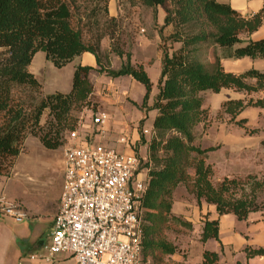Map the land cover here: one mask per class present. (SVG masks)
<instances>
[{"label": "trees", "instance_id": "16d2710c", "mask_svg": "<svg viewBox=\"0 0 264 264\" xmlns=\"http://www.w3.org/2000/svg\"><path fill=\"white\" fill-rule=\"evenodd\" d=\"M149 8H163V27L171 33L161 36V68L157 80V94L147 106L152 83L141 65L133 66L129 54L116 70H104L94 48L82 38V19L75 8V0H0V176H7L22 150L28 135L38 137L47 149L62 145L61 133L76 130L71 111L82 105L92 94L89 66L74 68L68 93L41 94V84L29 70L36 53H43L53 67L61 69L83 53L94 55L98 71L111 78L129 76L144 87L141 108L156 111L148 142V167L145 191L139 200L141 218V259L170 257L176 248L162 238L165 225L177 222L172 216L173 192L180 184L189 185V159L194 153L193 184L190 186L196 203L203 201L214 207L217 217L233 215L243 221L250 213L264 210L256 203V196L232 198L228 196L233 181L224 180L218 187L210 182L211 169L203 156L214 150L194 146V130L206 120L201 93H219L222 89L255 91L264 86V73L249 69L241 74L224 71L223 59H264V40L243 41L240 32L251 34L263 22L264 9L244 18L228 5L215 0H141ZM95 9L92 13H95ZM78 17V18H77ZM115 19H110V22ZM109 22V21H108ZM106 34H101L100 38ZM166 42H169L168 45ZM174 44H179L175 49ZM210 45L211 59L202 51ZM117 56L123 53L116 51ZM201 53V54H200ZM254 87L249 86L254 81ZM28 93V95H25ZM84 107H87L86 105ZM246 107L264 108V99L227 100L221 109L236 116ZM48 112L50 120L40 126L41 117ZM243 120L237 122L241 126ZM142 139V138H141ZM264 146V142H262ZM188 187V186H187ZM255 187H258L255 185ZM190 226V225H189ZM218 219H205L201 242L219 241ZM247 257L263 256L264 248L245 249ZM215 252L203 251L200 264H217Z\"/></svg>", "mask_w": 264, "mask_h": 264}, {"label": "rangeland", "instance_id": "374dc122", "mask_svg": "<svg viewBox=\"0 0 264 264\" xmlns=\"http://www.w3.org/2000/svg\"><path fill=\"white\" fill-rule=\"evenodd\" d=\"M74 4L82 19L83 41L94 48L101 68L116 70L125 62L126 54H129L130 63L133 66L141 65L146 71L152 83L147 103L150 106L157 94L161 68V36L166 38L172 32L170 27H163L164 9L146 7L141 0H75ZM94 9L96 11L93 14ZM112 18L115 21L110 22ZM104 33L106 35L100 38ZM244 35L242 31L238 38H243ZM168 43L166 42L167 45ZM173 46L177 49L180 45ZM213 50L218 51L217 47L214 49V45H210L201 52L202 57L211 59ZM116 51L122 52L123 56H117ZM29 70L40 82L42 96L70 91L71 64L57 69L39 52L33 57ZM98 70L97 67L88 75L92 94L84 104L75 106L71 111L78 133L74 142L70 140L66 130L61 133L62 145L53 150L45 148L38 137L28 135L25 138L21 153L14 161L16 165L13 166L18 181L15 192L21 193L25 199L41 203L53 197L58 178L56 169L61 170L64 149L81 140H86L89 144L99 140L98 135L93 138L92 131L87 129L88 125L92 129L90 116L97 111L109 114L105 127L109 128L108 136L113 146H119L116 143L119 138L125 139L127 146L122 148L120 145V150L126 149L137 155L138 178L145 179L151 122L156 111L144 112L141 108L145 92L143 85L137 83L136 86L129 76L115 79L107 76L105 71ZM254 85L249 83L251 87ZM239 97L244 103L255 101V91L222 89L219 93L202 92L206 120L195 128L196 139L192 144L201 150L214 147L213 151L203 156V162L211 169L210 182L214 187H218L224 180L233 181L232 184L227 183L228 196L248 197L254 191L256 203L264 208V117L260 113L255 123V107H246L236 116H231L220 108L223 102ZM49 120L50 116L46 111L41 117L40 126L44 129ZM240 120H243L241 126L237 125ZM196 158L199 157L192 153L189 159V185L180 184L173 192L174 200L182 203L184 209L177 215L171 212L178 221L165 225L160 235L176 248L175 254L159 258L156 262L151 258H142L139 264H200L203 251L209 247L208 242L213 241L203 243L200 239L207 215L203 212L196 216L201 207H198L190 187L193 184ZM11 171L7 176H11ZM201 203L207 205L203 201Z\"/></svg>", "mask_w": 264, "mask_h": 264}, {"label": "built area", "instance_id": "2783aa9c", "mask_svg": "<svg viewBox=\"0 0 264 264\" xmlns=\"http://www.w3.org/2000/svg\"><path fill=\"white\" fill-rule=\"evenodd\" d=\"M108 119L105 111L90 116L92 136L105 138ZM68 136L75 141L78 133L73 130ZM116 143L127 146L124 138ZM62 165L58 211L42 259L49 261L53 255L66 253L74 264H139L142 227L138 205L145 179L138 178L137 155L81 140L64 149ZM2 216L15 222L27 217L0 197Z\"/></svg>", "mask_w": 264, "mask_h": 264}, {"label": "crops", "instance_id": "0c3cea01", "mask_svg": "<svg viewBox=\"0 0 264 264\" xmlns=\"http://www.w3.org/2000/svg\"><path fill=\"white\" fill-rule=\"evenodd\" d=\"M215 1L228 5L244 18H250L264 9V0ZM240 39L243 41L264 40V19L262 24L254 32L245 34ZM69 64L72 66V74L74 68L78 65L89 66L93 70L97 68L95 57L90 53L81 54L67 65ZM221 65L225 72L235 75L241 74L249 69L264 73V59L261 58L253 60L247 57L236 60L223 59L221 60ZM253 82L251 81L250 83ZM135 83L137 86L136 81ZM258 99H264V86L255 90V101ZM260 113L264 117V108L255 107V123ZM155 115H153L152 122ZM88 128H90V131L93 130L90 125L87 126ZM108 129V127H104L105 138L99 139L97 142L106 146H112V140L108 136ZM93 138L95 137L93 136ZM120 147V145L117 146V149H120ZM15 165L16 162L14 167ZM14 167L11 171V176H0V197H5L8 201L12 202L27 217L21 222H15L13 219L5 216L0 217V264H74L71 256L66 253L53 255L49 261L42 259L44 254L43 247L49 243L54 217L58 211L63 181L62 162L61 170L56 169L58 178L55 194L49 200H44L41 203H34L31 200L25 199L21 193L15 192L18 181L16 180L17 177ZM198 207H201V210L196 216L204 212L207 215V219L214 220L217 218L219 221V241H210L208 242L209 247H207V251L215 252L218 255L217 264H264V255L247 257L245 252L246 248H264V211L250 213L245 220L239 221L233 215L217 217L214 207L211 205L201 203ZM182 209H184V205L173 198L171 212L177 215Z\"/></svg>", "mask_w": 264, "mask_h": 264}]
</instances>
